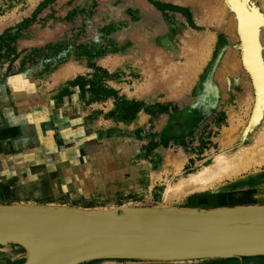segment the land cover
I'll return each mask as SVG.
<instances>
[{
  "label": "rangeland",
  "instance_id": "obj_1",
  "mask_svg": "<svg viewBox=\"0 0 264 264\" xmlns=\"http://www.w3.org/2000/svg\"><path fill=\"white\" fill-rule=\"evenodd\" d=\"M241 1L250 12L264 15V0ZM186 8L167 0L149 5L141 0H0V205L158 206L165 180L178 177L172 165L160 167L164 150L189 151L180 169L187 173L211 160L225 127L241 124L244 143L250 141L257 92L243 61L242 34L238 27L234 34L225 31L223 20L208 10L197 25ZM183 23L184 31L210 34V51L206 60L193 64L200 69L190 92L167 105L165 92L152 89L147 73L152 64H142L139 40L148 24L155 34L180 30ZM167 42L166 33L155 41ZM259 49L264 60V40ZM229 50H235L240 69L218 76ZM66 69L69 78L63 77ZM246 73L250 94L243 101L239 90ZM262 123L259 117L255 130ZM151 165L157 171L154 181ZM261 171L264 166L256 172ZM228 180L172 205L199 207L211 199L221 205L215 192ZM234 196L233 205L264 204V187ZM24 256L20 244H0V264H22ZM78 264H264V255L185 261L101 257Z\"/></svg>",
  "mask_w": 264,
  "mask_h": 264
},
{
  "label": "water",
  "instance_id": "obj_2",
  "mask_svg": "<svg viewBox=\"0 0 264 264\" xmlns=\"http://www.w3.org/2000/svg\"><path fill=\"white\" fill-rule=\"evenodd\" d=\"M25 249L22 264H78L118 257L185 261L264 255V204L86 210L0 205V244Z\"/></svg>",
  "mask_w": 264,
  "mask_h": 264
},
{
  "label": "bare ground",
  "instance_id": "obj_3",
  "mask_svg": "<svg viewBox=\"0 0 264 264\" xmlns=\"http://www.w3.org/2000/svg\"><path fill=\"white\" fill-rule=\"evenodd\" d=\"M151 1L153 0H141V3L149 5ZM167 2L186 5L189 18L192 17L197 25H201L200 13L208 10L212 16H218L223 20L225 31L234 34L237 27L239 28L243 38L241 41L244 44V48L242 47L244 49L243 61L248 68L246 70L254 80L257 97L254 100L255 108L250 122L252 134L248 143H244L247 135L242 130L243 128H240L241 124L225 127L217 137L220 149L212 153L211 160L199 162L200 165L195 170L187 173H180V169L191 153L184 149L177 153L164 150L160 167H165L167 164L172 165L171 171L178 173V177L172 181L165 180L161 190V202L158 205L160 207H169L172 203H182L196 194L216 188L218 184L221 185L220 183L228 179L237 180L264 166V60L260 49L258 50L264 40L262 23L264 15L255 11L250 12L241 0H226V2L221 0H167ZM234 11L237 12L238 17L235 16ZM167 16L169 18L168 14ZM184 25L185 23L180 30L169 27V29L164 28L161 32L154 34L151 31L154 25L148 24L139 40L142 64H152L149 66V71L147 70L152 89L165 92L167 105L183 98L187 92H190L198 78L200 69L199 65L196 67L193 64L196 59L206 60L208 51H210L208 45L210 34L207 35L202 30L187 31L185 29L184 31ZM260 26L262 27L260 28ZM162 33L167 34L168 42L165 45L156 44L155 41L160 38ZM151 37H154L152 45L148 44ZM156 46L155 56L150 57L152 47L155 49ZM234 51L229 50L222 58L217 72L218 76H222L227 70L235 73L240 69V60L235 56ZM182 56L187 59L183 63L179 60ZM164 68L168 69L167 74H165ZM61 71L58 70V74L63 72V77L70 75V69ZM247 75L249 74L243 75L242 87L239 90L240 100L243 101L250 94L249 83L246 81ZM259 117L263 119L262 127L255 130L254 123ZM168 129H172V125L168 126ZM149 177L152 181L157 177V171L153 165L150 166ZM123 207L126 206H120V208Z\"/></svg>",
  "mask_w": 264,
  "mask_h": 264
},
{
  "label": "crops",
  "instance_id": "obj_4",
  "mask_svg": "<svg viewBox=\"0 0 264 264\" xmlns=\"http://www.w3.org/2000/svg\"><path fill=\"white\" fill-rule=\"evenodd\" d=\"M264 187V171L261 172H252L250 174H247L246 176H242L239 179H234V180H228L224 186H221L222 188L215 192V194H218L220 196V199H223V203L221 205L213 204L211 200L209 205H204V206H199V207H204L206 209L208 208H216V207H222V206H233V203H229L232 199L238 198L237 196H234L235 194L241 193L243 190H248V191H254L255 188ZM253 193V192H252ZM251 193V194H252ZM214 194V195H215ZM218 201H222V200ZM243 204H248V203H243ZM255 204V203H253ZM261 204V203H259ZM189 207H198V206H189Z\"/></svg>",
  "mask_w": 264,
  "mask_h": 264
},
{
  "label": "snow or ice",
  "instance_id": "obj_5",
  "mask_svg": "<svg viewBox=\"0 0 264 264\" xmlns=\"http://www.w3.org/2000/svg\"><path fill=\"white\" fill-rule=\"evenodd\" d=\"M262 22H264V19H262Z\"/></svg>",
  "mask_w": 264,
  "mask_h": 264
}]
</instances>
